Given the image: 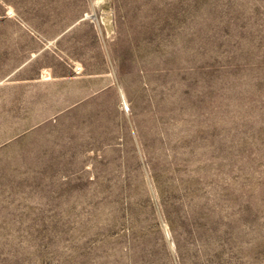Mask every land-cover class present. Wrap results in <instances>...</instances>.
<instances>
[{"label":"rangeland","instance_id":"obj_1","mask_svg":"<svg viewBox=\"0 0 264 264\" xmlns=\"http://www.w3.org/2000/svg\"><path fill=\"white\" fill-rule=\"evenodd\" d=\"M0 264H264V0H0Z\"/></svg>","mask_w":264,"mask_h":264}]
</instances>
